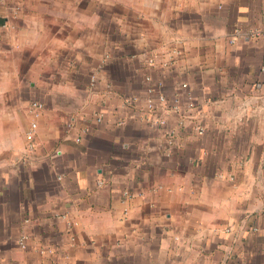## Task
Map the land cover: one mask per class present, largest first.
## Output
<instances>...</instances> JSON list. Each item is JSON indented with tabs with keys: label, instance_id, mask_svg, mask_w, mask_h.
<instances>
[{
	"label": "crops",
	"instance_id": "0c3cea01",
	"mask_svg": "<svg viewBox=\"0 0 264 264\" xmlns=\"http://www.w3.org/2000/svg\"><path fill=\"white\" fill-rule=\"evenodd\" d=\"M0 264H264V0H0Z\"/></svg>",
	"mask_w": 264,
	"mask_h": 264
},
{
	"label": "built area",
	"instance_id": "2783aa9c",
	"mask_svg": "<svg viewBox=\"0 0 264 264\" xmlns=\"http://www.w3.org/2000/svg\"><path fill=\"white\" fill-rule=\"evenodd\" d=\"M151 64H153V61ZM146 80H147V82H150L151 78L147 77ZM181 87H182V89H187L188 85L186 83H183ZM159 88H160V86H156V87L150 86L147 89L146 106H147V109L151 112L155 111L158 106L166 104L168 101L166 95L163 94L162 92H160ZM188 94H189L188 95V103H189L188 106L190 108H192L193 107V98H192L190 93H188ZM43 110H44V104L42 102H38V101L33 102L31 107L29 108V113L31 114V116L34 119L32 122V125H31V129L27 134V139L30 142L31 148L33 147L32 142L34 140L35 131L37 129V120H38V118L41 117ZM173 110L176 112L180 111V99H179V97H176L173 101ZM99 120H100V118H99ZM165 122H166L165 120L160 121V123L162 125H165ZM199 132L203 133L204 128L199 127ZM103 184H104L103 180L97 181V185L101 186ZM20 247L24 248V249L26 248V238H23L20 241Z\"/></svg>",
	"mask_w": 264,
	"mask_h": 264
}]
</instances>
